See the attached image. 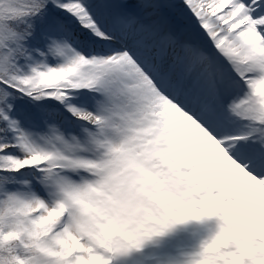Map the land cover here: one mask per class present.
<instances>
[{
  "label": "snow or ice",
  "instance_id": "1",
  "mask_svg": "<svg viewBox=\"0 0 264 264\" xmlns=\"http://www.w3.org/2000/svg\"><path fill=\"white\" fill-rule=\"evenodd\" d=\"M0 264H264V0H0Z\"/></svg>",
  "mask_w": 264,
  "mask_h": 264
},
{
  "label": "rangeland",
  "instance_id": "2",
  "mask_svg": "<svg viewBox=\"0 0 264 264\" xmlns=\"http://www.w3.org/2000/svg\"><path fill=\"white\" fill-rule=\"evenodd\" d=\"M192 238H193V240H194V236L192 235Z\"/></svg>",
  "mask_w": 264,
  "mask_h": 264
}]
</instances>
